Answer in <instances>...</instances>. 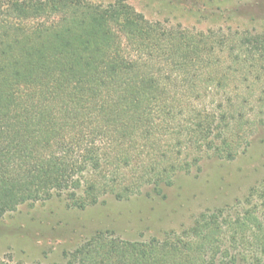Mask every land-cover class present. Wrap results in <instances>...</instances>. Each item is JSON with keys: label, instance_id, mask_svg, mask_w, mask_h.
I'll use <instances>...</instances> for the list:
<instances>
[{"label": "trees", "instance_id": "obj_1", "mask_svg": "<svg viewBox=\"0 0 264 264\" xmlns=\"http://www.w3.org/2000/svg\"><path fill=\"white\" fill-rule=\"evenodd\" d=\"M263 127L264 32L167 27L126 0H0V218L161 195ZM263 204L264 182L162 238L97 232L62 264H264Z\"/></svg>", "mask_w": 264, "mask_h": 264}, {"label": "rangeland", "instance_id": "obj_2", "mask_svg": "<svg viewBox=\"0 0 264 264\" xmlns=\"http://www.w3.org/2000/svg\"><path fill=\"white\" fill-rule=\"evenodd\" d=\"M84 1L108 6L118 0ZM126 1L148 20L167 27L264 32V0ZM200 166V170L179 175L161 195L145 192L129 201L109 196L86 209L73 206L66 195L23 205L0 218V259L62 264L65 251L97 232L112 231L127 240L162 238L191 227L202 212L237 207L251 189L264 182V127L235 160L206 158Z\"/></svg>", "mask_w": 264, "mask_h": 264}]
</instances>
